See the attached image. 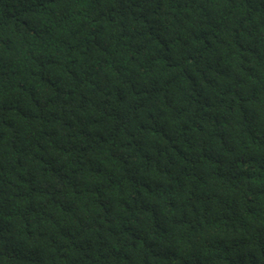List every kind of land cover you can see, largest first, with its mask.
Returning a JSON list of instances; mask_svg holds the SVG:
<instances>
[{"label": "trees", "instance_id": "16d2710c", "mask_svg": "<svg viewBox=\"0 0 264 264\" xmlns=\"http://www.w3.org/2000/svg\"><path fill=\"white\" fill-rule=\"evenodd\" d=\"M0 264H264V0H0Z\"/></svg>", "mask_w": 264, "mask_h": 264}]
</instances>
